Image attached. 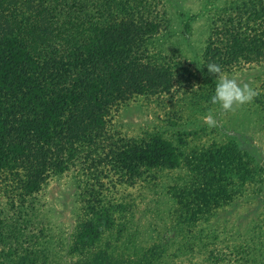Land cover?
<instances>
[{
	"label": "trees",
	"instance_id": "1",
	"mask_svg": "<svg viewBox=\"0 0 264 264\" xmlns=\"http://www.w3.org/2000/svg\"><path fill=\"white\" fill-rule=\"evenodd\" d=\"M150 5L141 0H0V175L19 184L22 195L37 190L48 173H62L66 161L74 162L81 155L96 157V165L108 159L104 163L124 181L136 178L141 169L177 168L184 145L180 134L177 144L160 133L119 140L116 146L108 142L101 158L111 106L179 91L212 104L217 76L208 72L207 64L221 65L226 72L236 65L264 62V0H244L239 6L234 3L218 10L217 17L207 22L199 49H193L189 34L182 33L190 59L186 66L174 57L162 59L151 53L162 20ZM199 16L179 15L185 18L180 21L184 32H190V24ZM220 146L199 158H204L200 174L213 186L199 193L203 211L200 206L197 213L179 218L190 226L186 229L201 215L212 218L210 204L216 207L239 194L245 181L261 184L264 167L257 164L254 152ZM230 147L234 154H226ZM15 165L21 174L14 172ZM89 195L70 252L88 249L102 231L115 226L113 214L122 215L120 207L106 203L99 192ZM198 231L185 247L188 264H225L212 254L206 237L198 238L203 230ZM10 236L6 245L0 237V264H34L37 255L19 249L21 235ZM255 236L244 249L236 244L232 254L246 248L251 252L249 246L264 243L259 232ZM125 237L132 242L130 232ZM163 240L147 250L144 264H155L157 255L166 251ZM199 243L204 245L202 254L194 257L197 252L191 247ZM92 260L89 264H133L106 255Z\"/></svg>",
	"mask_w": 264,
	"mask_h": 264
},
{
	"label": "rangeland",
	"instance_id": "2",
	"mask_svg": "<svg viewBox=\"0 0 264 264\" xmlns=\"http://www.w3.org/2000/svg\"><path fill=\"white\" fill-rule=\"evenodd\" d=\"M141 1L158 10L162 20L161 30L152 40L151 53H158L156 56L162 59L174 57L186 66L190 59L184 50L187 46L181 42V34H189V44L199 49L207 34L209 19L214 20L218 10L231 8L234 3L239 6L244 0ZM181 13L184 17L200 15L190 24L189 33L182 28L180 21L185 18L179 17ZM223 74L241 84H249L259 94L252 102L236 106L230 112L223 111L218 104L188 97L180 91L158 98L138 97L125 106H111L105 118V145L99 149L101 158L107 153L108 142L116 146L119 140H138L160 133L177 144L176 136L180 134L184 142L180 147L182 158L173 170L141 169L136 178L124 181L104 163L108 159L96 165V157L84 159L81 155L79 160L66 161L62 173H48L38 189L27 195H22L19 184L10 177L0 175V237H4L3 243L7 244L10 233L21 235L19 249L37 255L34 264H89L92 257L100 255L144 264L147 250L151 251L152 245L164 238L168 246L164 253L157 255L155 264H188L185 247L200 229L203 231L198 238L206 237L212 245V254L223 258V263L264 264V243L249 246L254 249L251 252L246 248L233 255L231 251L236 244L244 249L249 239L255 240L258 232L264 239V168L261 184L245 181L239 194L225 203L219 202L216 207L210 204L212 218L201 215L203 218L194 219L190 229H186L190 227L187 223L179 220L191 212L197 213L201 206L200 191L213 186L200 174L204 158H199L204 153L220 145L235 146L240 152L249 149L255 153L249 152L257 158V164L264 167V62L236 65ZM210 112L215 116V127L204 123V117ZM229 149L231 151L224 150L226 154H234V149ZM16 168L17 165L14 172L21 174L22 170ZM98 192L106 203L119 206L122 215L113 214L115 226L102 231L100 239L88 249L70 252L68 249L72 247L78 224L84 216L85 201L91 200L89 193L95 196ZM175 222L178 225L174 226ZM128 232L133 236L132 242L125 237ZM8 244L13 245V242ZM202 245L191 247L192 252H197L194 257L201 253ZM254 257L258 260L256 263L252 262Z\"/></svg>",
	"mask_w": 264,
	"mask_h": 264
},
{
	"label": "clouds",
	"instance_id": "3",
	"mask_svg": "<svg viewBox=\"0 0 264 264\" xmlns=\"http://www.w3.org/2000/svg\"><path fill=\"white\" fill-rule=\"evenodd\" d=\"M208 72L217 76L215 93L211 97L212 104H218L225 112L233 111L236 106H241L253 101L259 94L249 84H241L235 78L223 74V68L216 63L207 64ZM204 123L209 127L216 126L215 116L210 112L204 117Z\"/></svg>",
	"mask_w": 264,
	"mask_h": 264
}]
</instances>
